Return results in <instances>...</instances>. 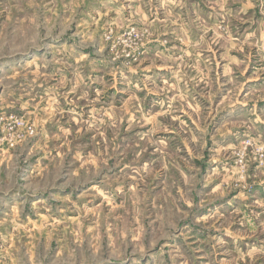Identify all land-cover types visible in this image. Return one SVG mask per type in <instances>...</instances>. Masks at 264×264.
I'll return each mask as SVG.
<instances>
[{
	"label": "rangeland",
	"instance_id": "374dc122",
	"mask_svg": "<svg viewBox=\"0 0 264 264\" xmlns=\"http://www.w3.org/2000/svg\"><path fill=\"white\" fill-rule=\"evenodd\" d=\"M0 116V264H264V0H0Z\"/></svg>",
	"mask_w": 264,
	"mask_h": 264
},
{
	"label": "built area",
	"instance_id": "2783aa9c",
	"mask_svg": "<svg viewBox=\"0 0 264 264\" xmlns=\"http://www.w3.org/2000/svg\"><path fill=\"white\" fill-rule=\"evenodd\" d=\"M6 116H0V121H3ZM11 119H15V123H17L18 127H20L22 130L26 132L28 135L34 134V129L31 126H27L22 120L16 118L15 116H11ZM2 139L7 140V136H4ZM10 146H14L16 144L15 140L13 138L10 139L9 142Z\"/></svg>",
	"mask_w": 264,
	"mask_h": 264
},
{
	"label": "crops",
	"instance_id": "0c3cea01",
	"mask_svg": "<svg viewBox=\"0 0 264 264\" xmlns=\"http://www.w3.org/2000/svg\"><path fill=\"white\" fill-rule=\"evenodd\" d=\"M261 38H263V33L261 34ZM3 148H5V146H0V151L4 150ZM1 154V153H0ZM5 195L4 193L2 195H0V200L4 199Z\"/></svg>",
	"mask_w": 264,
	"mask_h": 264
}]
</instances>
